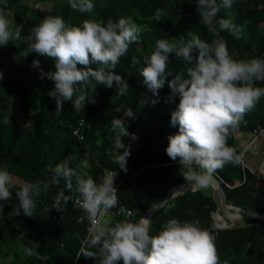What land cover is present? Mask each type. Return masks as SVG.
<instances>
[{"label": "trees", "instance_id": "1", "mask_svg": "<svg viewBox=\"0 0 264 264\" xmlns=\"http://www.w3.org/2000/svg\"><path fill=\"white\" fill-rule=\"evenodd\" d=\"M93 2V13H81L73 10L68 0H36L34 3L8 0V17L17 26L23 25L19 40L11 41L6 47L0 46V71L3 72L0 80V167L6 165L14 178L12 199L0 201L5 205L0 218V258L11 257L10 264H98V260L85 257L96 249L89 246V222L81 207L76 205L75 195L62 205L65 210L59 212L54 209V198L65 189L64 182L50 184L47 189L42 187V182L51 177L50 172L46 175L47 169L55 168L70 154L77 158L73 166L88 156L87 174L97 182L102 180L106 169L120 174L122 184L118 201L135 212L132 221L163 201L172 187L188 182L181 174L178 160L172 161L166 153L168 136L178 132L170 121L179 99L174 103L167 100L170 93L167 86L154 95L140 74L146 66L144 58L155 49L158 39L175 37V42L179 43L180 37L183 35L187 39V33L191 31L209 43L224 38L230 53H235L237 58H264V0H235L231 8H221L211 25L202 23L196 0ZM157 8L162 10L159 20L154 18ZM48 15H59L68 24L77 26L86 19L106 23L110 18L115 21L121 16H131L143 31L115 69L127 80V91L120 94L117 86L109 88L92 80L85 91L94 103L86 101L77 111L71 101H66L62 112L57 114L56 100L49 96L54 82L47 77L40 79V68L32 66L38 59L45 72H54L55 60L36 53L13 59L31 42L25 40L30 35V28ZM221 18L230 19L242 28L239 39L219 30L216 20ZM168 65L179 73H184L187 67L174 53L170 54ZM257 83L264 87V83ZM152 100L157 102L153 104ZM129 109L136 113L135 119L127 120L129 132L138 138H123L126 148L135 145L127 158L125 172L111 162L108 153L114 149L116 139L112 121L123 119ZM259 128H264V98L255 110L246 113L236 132L255 134ZM235 133L227 142L241 153ZM124 150L119 151L123 153ZM214 176L222 181L229 205L264 215L262 174L256 175L242 164H226ZM26 185L38 186L39 194L34 197L37 207L32 217L16 216L14 208L18 200L15 192ZM65 194L70 193L65 190ZM217 211L218 203L211 187L180 195L151 218L150 234L158 233L171 218L199 220L201 227L215 235L221 264H264V220L248 219V223L241 220L229 229L218 231L214 229L213 219ZM125 219L115 209L105 220H108L107 226H114ZM32 242L39 244L37 251L46 255L47 261L25 254L24 249L31 247Z\"/></svg>", "mask_w": 264, "mask_h": 264}, {"label": "clouds", "instance_id": "2", "mask_svg": "<svg viewBox=\"0 0 264 264\" xmlns=\"http://www.w3.org/2000/svg\"><path fill=\"white\" fill-rule=\"evenodd\" d=\"M234 2L196 0L202 23L211 25L222 7L231 8ZM68 3L73 10L81 13H93L95 9L93 0H68ZM7 5L8 0H0V46L5 47L21 38L23 28L8 17ZM161 11L156 9L155 19L159 20ZM216 23L220 31L240 38L242 28L230 19L221 18ZM29 31L30 35L25 40L31 42L13 59L27 58L29 54L36 53L55 60L54 72H45L38 59L33 61L32 66L40 68V79L47 77L54 82L49 96L56 100L57 114L62 112L66 101H71L77 111L86 101L94 103L85 91L92 80L109 88L115 85L120 94L129 88L127 80L115 69L143 31L131 16H121L115 21L110 18L106 23L86 19L77 26L68 24L59 15H48ZM187 37L185 39L182 35L179 43L175 42V37L158 39L155 49L144 58L146 66L140 74L143 83L154 95L167 86L170 89L167 100L174 103L179 99L170 121L178 132L168 136L166 153L172 161L178 160L186 181L194 187H207L217 170L226 164L243 163V154L237 153L227 141L244 122L246 113L255 110L264 98V87L257 83H264V58H237L235 53H230L224 38L209 43L191 31ZM173 53L187 65L184 73L169 68V56ZM2 79L3 72L0 71ZM151 102L155 104L157 101ZM129 118H136L133 109H129L123 119L112 121L116 139L114 149L108 153L111 162L125 172L131 153L123 138H138L129 132ZM120 149L125 150L121 153ZM76 159L70 154L55 168L49 167L46 175L51 173L50 180L42 182V187L47 189L50 184L64 182L65 189L54 198V209L59 212L65 210L62 205L75 195V202L89 222V246L96 249L85 255L86 258L98 260V264H119L120 261L123 264H221L216 237L209 229L201 227L199 220L171 218L155 235L150 234L151 219L144 216L136 221L125 219L114 226L102 224L105 211L119 203L115 187L118 173L106 169L102 180L97 182L87 174L88 156L85 155L79 164L73 166ZM13 186L14 178L7 166L0 167V201L12 199ZM65 190L70 194L66 195ZM38 194V186L34 185H26L16 191V216H34L37 207L34 197ZM4 207V203H0V218ZM37 248L39 244L32 242V246L26 247L24 252L47 261L48 257L38 253Z\"/></svg>", "mask_w": 264, "mask_h": 264}, {"label": "water", "instance_id": "3", "mask_svg": "<svg viewBox=\"0 0 264 264\" xmlns=\"http://www.w3.org/2000/svg\"><path fill=\"white\" fill-rule=\"evenodd\" d=\"M262 175L264 176V172L262 173ZM208 187H211L213 189L216 201L218 203V211L216 212V214H219L220 212H222L221 210H223V208H226V209L230 210L232 213H239V215H240L239 219L231 220L232 222L231 221L225 222V225H218L215 217H213L214 224L218 228L229 229V228H231L230 226L234 224L233 223L234 221H239V220H242L245 218L264 220V215L260 214L259 212L255 211V210H245V209H242L239 207L229 205L225 190L222 186V181L217 176H213L212 183H210L207 187H200V186L194 187L192 185V183L189 181L172 187L169 190L165 199L163 201L157 203L152 208H150L148 210V212H146L144 217L151 219L158 211H160L163 207H165L166 204H168L169 202H171L172 200H174L178 196L184 195L187 193L196 192L200 189H204V188H208Z\"/></svg>", "mask_w": 264, "mask_h": 264}, {"label": "crops", "instance_id": "4", "mask_svg": "<svg viewBox=\"0 0 264 264\" xmlns=\"http://www.w3.org/2000/svg\"><path fill=\"white\" fill-rule=\"evenodd\" d=\"M254 135L255 134H244L241 132H236L235 138L237 142L238 140L241 142V148H243L242 150L248 147V151L246 154L247 156L249 155L248 162L246 163L247 169H249L256 175H260L264 172V137L255 141ZM253 157L254 160L252 159ZM257 159H260V163L258 165L255 164V160Z\"/></svg>", "mask_w": 264, "mask_h": 264}, {"label": "built area", "instance_id": "5", "mask_svg": "<svg viewBox=\"0 0 264 264\" xmlns=\"http://www.w3.org/2000/svg\"><path fill=\"white\" fill-rule=\"evenodd\" d=\"M264 137V128H259L258 131L255 133L254 135V140H259L260 138ZM248 147H246V149H244L241 153L243 154V163L242 166L243 168H247L246 163H245V155H246V151H247ZM122 184V178L120 176V174L118 173V175L115 177V187L117 188V190H119L120 185ZM118 196V193H117ZM77 206H80L79 204L76 203ZM116 209L117 213L127 219H131L134 217L135 212L131 209H128L127 207L120 205L118 203V205L112 209L106 210L103 216V219L101 222H103L111 213L114 212V210ZM136 210V208H135ZM217 224L219 225V223L217 222ZM234 225V224H233ZM233 225H231L230 227H232ZM214 229L215 230H223L222 228H218L217 226L214 225Z\"/></svg>", "mask_w": 264, "mask_h": 264}, {"label": "rangeland", "instance_id": "6", "mask_svg": "<svg viewBox=\"0 0 264 264\" xmlns=\"http://www.w3.org/2000/svg\"><path fill=\"white\" fill-rule=\"evenodd\" d=\"M28 2L29 3H34V2H36V0H28ZM46 4H49V3H46ZM46 5H42V7H44V8H46L45 7ZM47 9V8H46ZM237 144H238V147H239V149H240V151L242 152L243 150V148H241V142L238 140V142H237ZM134 144H132V145H130L129 147H128V149L129 150H133L134 149ZM248 151V150H247ZM247 151H246V154H247ZM248 157H249V155L247 156V155H245V158H244V160H245V163H247L248 162ZM255 157V156H254ZM254 157L252 158L253 160H254ZM252 160V161H253ZM260 163V159H257V160H255V164L256 165H258ZM222 217H223V219L225 220V221H231V220H236V219H239V217H240V215H232V214H230V213H222V212H220L219 213ZM217 214L215 213L214 215H213V217H215ZM220 219H221V217H220ZM248 219H253V218H245V219H242L243 221L245 220V222H246V220H248ZM219 220V219H218ZM220 221V220H219ZM219 221H217V222H219ZM239 221H241V220H239ZM232 222V221H231ZM238 221H234L233 223H237ZM246 223H248V222H246ZM103 224L104 225H108V220H105V221H103ZM223 225V224H222ZM225 225V224H224ZM10 261H11V257L10 258H7V257H1L0 258V264H10Z\"/></svg>", "mask_w": 264, "mask_h": 264}, {"label": "bare ground", "instance_id": "7", "mask_svg": "<svg viewBox=\"0 0 264 264\" xmlns=\"http://www.w3.org/2000/svg\"><path fill=\"white\" fill-rule=\"evenodd\" d=\"M222 211V213H231V211L230 210H228V209H226V208H223V210H221ZM237 215H239V213H236ZM220 217H221V219H220ZM215 219H216V221H219L218 223H219V225H224L225 224V222H227V221H225L224 219H223V217L220 215V214H217L216 216H215ZM219 219V220H218Z\"/></svg>", "mask_w": 264, "mask_h": 264}]
</instances>
